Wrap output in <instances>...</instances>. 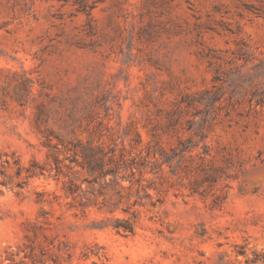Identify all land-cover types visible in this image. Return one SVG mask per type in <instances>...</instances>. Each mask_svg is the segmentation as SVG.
<instances>
[{
    "label": "rangeland",
    "instance_id": "374dc122",
    "mask_svg": "<svg viewBox=\"0 0 264 264\" xmlns=\"http://www.w3.org/2000/svg\"><path fill=\"white\" fill-rule=\"evenodd\" d=\"M0 264H264V0H0Z\"/></svg>",
    "mask_w": 264,
    "mask_h": 264
}]
</instances>
